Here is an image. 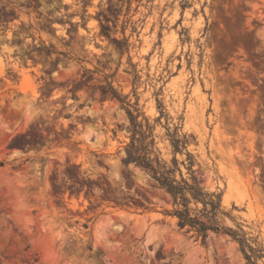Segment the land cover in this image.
I'll return each mask as SVG.
<instances>
[{
    "label": "rangeland",
    "instance_id": "374dc122",
    "mask_svg": "<svg viewBox=\"0 0 264 264\" xmlns=\"http://www.w3.org/2000/svg\"><path fill=\"white\" fill-rule=\"evenodd\" d=\"M126 111L243 251L177 228ZM0 264H264V0H0Z\"/></svg>",
    "mask_w": 264,
    "mask_h": 264
},
{
    "label": "trees",
    "instance_id": "16d2710c",
    "mask_svg": "<svg viewBox=\"0 0 264 264\" xmlns=\"http://www.w3.org/2000/svg\"><path fill=\"white\" fill-rule=\"evenodd\" d=\"M130 122V149L134 156L135 162L148 174L150 177L161 187L165 188L172 197V203L175 209L172 212V216L176 218V226L179 230L185 233L192 232L196 238H199L202 243L205 242L208 233H222L230 236L233 240L237 241L242 248L244 242L241 239L236 238L234 231L228 228H223L219 225L216 214L220 208V200L218 196L212 193H206L202 187L196 182L193 174L194 172L189 168L190 181L186 180L177 181L172 177L173 171L166 169L164 165H161L157 158L151 159L149 157L150 150L148 146L153 141L146 142L150 137L147 128H143V125L137 122V116H133L130 111H126ZM179 140L171 139V146L174 151H179ZM155 162V165L153 164ZM176 162V161H175ZM192 166V163H189ZM193 202L195 204L200 203L202 208L199 213L192 215L196 209L189 208V204ZM246 260L250 257L243 253Z\"/></svg>",
    "mask_w": 264,
    "mask_h": 264
},
{
    "label": "water",
    "instance_id": "95a60500",
    "mask_svg": "<svg viewBox=\"0 0 264 264\" xmlns=\"http://www.w3.org/2000/svg\"><path fill=\"white\" fill-rule=\"evenodd\" d=\"M116 226H119V224L114 223L111 226L112 231L110 232V235H109L110 238H114V237H117L119 235V231L117 230V228H115Z\"/></svg>",
    "mask_w": 264,
    "mask_h": 264
},
{
    "label": "bare ground",
    "instance_id": "6f19581e",
    "mask_svg": "<svg viewBox=\"0 0 264 264\" xmlns=\"http://www.w3.org/2000/svg\"><path fill=\"white\" fill-rule=\"evenodd\" d=\"M22 75H23V79L25 80V81H30L31 80V77L28 75V73L26 74H23L22 73ZM119 226H116L115 228H118Z\"/></svg>",
    "mask_w": 264,
    "mask_h": 264
}]
</instances>
